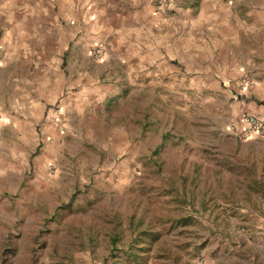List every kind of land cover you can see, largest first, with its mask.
I'll use <instances>...</instances> for the list:
<instances>
[{
  "label": "rangeland",
  "instance_id": "rangeland-1",
  "mask_svg": "<svg viewBox=\"0 0 264 264\" xmlns=\"http://www.w3.org/2000/svg\"><path fill=\"white\" fill-rule=\"evenodd\" d=\"M23 1L0 30V264H264V141L227 133L264 30L157 70L138 1Z\"/></svg>",
  "mask_w": 264,
  "mask_h": 264
},
{
  "label": "crops",
  "instance_id": "crops-1",
  "mask_svg": "<svg viewBox=\"0 0 264 264\" xmlns=\"http://www.w3.org/2000/svg\"><path fill=\"white\" fill-rule=\"evenodd\" d=\"M134 1H138L143 5L141 22L145 21L144 24L151 29L148 32L150 37L147 42H149V45L144 44L143 47L145 49H153L155 52H162V54L158 55L159 61L154 64L157 70L164 67L165 59L176 57L179 49L187 53L186 56L196 58L211 57L213 52L219 53L226 50L227 45L234 44L236 42L234 35L250 36L251 40H254L255 37V40L258 41L259 30L261 28L264 30V0L263 2L260 0H168L161 7H156L153 2L148 0ZM31 7H33V2L30 4L24 1L18 3V0H0V25H2L0 30L2 35L5 33V36L8 37L7 41L12 42V39L6 26L12 23L17 25L18 23L17 20H14L18 18H15V11L28 10ZM232 23L233 29H229ZM220 29L224 33V36L220 37V43L217 39L209 38L207 35L209 31L208 34L213 36L219 33L218 30ZM143 33L145 34L144 31ZM226 35L232 36L227 40ZM246 41L249 40L246 39ZM171 44L174 45L173 48H170ZM138 49L141 50L142 48ZM232 50H234V46H232ZM5 52H2L3 55ZM173 52L175 53L173 54ZM147 57L143 49V54L135 56V60L127 61L126 64L129 67H141L145 63L148 64ZM230 57H233V53H231ZM230 61L229 63H224V67L226 69L229 67L232 72L238 70L233 79V84L237 85L238 81H245L244 76L241 75V70L243 69L241 67L244 64L234 62V59ZM261 82L264 86V79L259 84ZM251 88L252 86L248 88V91ZM260 88L261 86L255 88L254 92L250 91L249 95L251 97L248 100H244L245 104L241 102L240 106L241 112L264 119V106L262 103L257 102L259 96L264 94V90L260 91ZM18 139H21V141L25 140L24 136H20ZM250 140L264 141V137H251L246 141Z\"/></svg>",
  "mask_w": 264,
  "mask_h": 264
},
{
  "label": "built area",
  "instance_id": "built-area-1",
  "mask_svg": "<svg viewBox=\"0 0 264 264\" xmlns=\"http://www.w3.org/2000/svg\"><path fill=\"white\" fill-rule=\"evenodd\" d=\"M154 3L156 7H161L165 2L168 0H148ZM240 88L244 90L248 82L241 81L239 83ZM60 116L61 113L57 107H53L49 111L48 119L53 120L55 123L60 124ZM227 133L231 135L235 140L238 141H246L251 137H264V119L247 114L242 113L236 123L231 124L228 129Z\"/></svg>",
  "mask_w": 264,
  "mask_h": 264
},
{
  "label": "trees",
  "instance_id": "trees-1",
  "mask_svg": "<svg viewBox=\"0 0 264 264\" xmlns=\"http://www.w3.org/2000/svg\"><path fill=\"white\" fill-rule=\"evenodd\" d=\"M264 103H262V105H263Z\"/></svg>",
  "mask_w": 264,
  "mask_h": 264
}]
</instances>
